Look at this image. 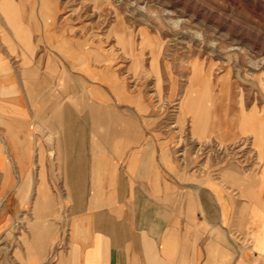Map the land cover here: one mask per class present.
Here are the masks:
<instances>
[{
  "label": "crops",
  "instance_id": "1",
  "mask_svg": "<svg viewBox=\"0 0 264 264\" xmlns=\"http://www.w3.org/2000/svg\"><path fill=\"white\" fill-rule=\"evenodd\" d=\"M2 61L0 264H264V103L239 115L211 96L208 116L196 122L185 111L195 140L228 147L250 138L255 158L244 169L227 162L175 176L167 138L147 127L151 118L121 110L127 99L104 74H78L92 83L84 85L90 110L79 115L65 72L58 85L70 108L58 110L56 92L33 103L53 86L57 62L28 86ZM33 122L41 147L30 143ZM31 148H41V161L30 160Z\"/></svg>",
  "mask_w": 264,
  "mask_h": 264
},
{
  "label": "rangeland",
  "instance_id": "2",
  "mask_svg": "<svg viewBox=\"0 0 264 264\" xmlns=\"http://www.w3.org/2000/svg\"><path fill=\"white\" fill-rule=\"evenodd\" d=\"M14 2L17 5L13 9L35 50L23 53L0 8V71H5L2 56L7 58L14 80L21 79L28 58L41 66L34 73L40 81L48 63L57 62L60 68L53 86L36 96L33 103L37 107L56 92L63 94L62 102L56 105L59 111L77 102L75 111L87 113L91 105H86L84 85L91 88L92 83L78 76L87 68L107 76L106 81L127 99L119 106L121 110L151 118L147 127L159 138H167L173 148L175 176L180 172L190 176L213 173V167L227 162L244 169L246 162L255 158L248 152L253 148L250 138L228 147L198 142L192 137L189 121L182 125L178 107L192 88H208L221 106L240 108L239 115L264 103V0ZM69 69L77 72V79L71 80ZM63 72L67 88L77 93L75 102L69 100L67 88L58 85ZM99 83L115 99L110 86ZM137 99L144 101L147 112L140 111ZM34 123L30 143L41 147V126ZM30 160L41 161V148H31Z\"/></svg>",
  "mask_w": 264,
  "mask_h": 264
},
{
  "label": "bare ground",
  "instance_id": "3",
  "mask_svg": "<svg viewBox=\"0 0 264 264\" xmlns=\"http://www.w3.org/2000/svg\"><path fill=\"white\" fill-rule=\"evenodd\" d=\"M14 1L15 0H0V8L3 10V13L8 19V22L14 32V37L18 39V41L20 42L23 53L27 54L35 50V45L32 43V38L27 32L28 30L26 31V29L22 27L21 22H20L21 21L20 16L17 14L18 12L14 11L13 9L14 6L17 5ZM62 49H64V47ZM32 63H33V58L31 59L28 58L25 61L24 68H23V75L25 77L28 76L27 79L29 78L28 81L30 80L29 82L25 81V84H27L28 86L33 85V82H34L32 81L33 79H30V78H33L34 75H35L34 76L35 78L39 76V75L34 74L35 72L36 73L38 72L36 70L34 71L31 65ZM208 90H209L208 88L205 91H199L193 88L188 90L185 97L179 103L178 117L179 118L182 117L185 111H188L190 114H193L194 118H196V122L202 119L203 116H208V108L211 107L212 97H213V96L211 97ZM178 122L179 120L177 121V125H178Z\"/></svg>",
  "mask_w": 264,
  "mask_h": 264
}]
</instances>
